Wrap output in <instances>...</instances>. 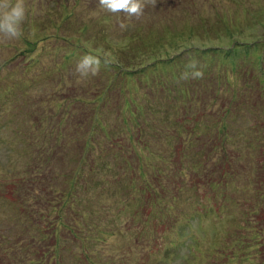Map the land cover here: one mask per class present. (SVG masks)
I'll return each mask as SVG.
<instances>
[{
  "label": "rangeland",
  "instance_id": "obj_1",
  "mask_svg": "<svg viewBox=\"0 0 264 264\" xmlns=\"http://www.w3.org/2000/svg\"><path fill=\"white\" fill-rule=\"evenodd\" d=\"M25 3L0 43V264H264V0ZM89 53L113 64L78 82Z\"/></svg>",
  "mask_w": 264,
  "mask_h": 264
},
{
  "label": "clouds",
  "instance_id": "obj_2",
  "mask_svg": "<svg viewBox=\"0 0 264 264\" xmlns=\"http://www.w3.org/2000/svg\"><path fill=\"white\" fill-rule=\"evenodd\" d=\"M156 0H98L99 8L112 13H123L128 20L133 18L140 20L146 7L155 6ZM28 8L25 0H0V43L9 40L19 39L23 36V24L27 19ZM121 28H126L124 22ZM113 64L111 57L104 55L86 54L82 56L75 66V74L78 82L87 80L90 77L98 76L102 68H108ZM192 71H185L181 74V79L201 78L203 73L198 69V62L190 60L186 66Z\"/></svg>",
  "mask_w": 264,
  "mask_h": 264
},
{
  "label": "trees",
  "instance_id": "obj_3",
  "mask_svg": "<svg viewBox=\"0 0 264 264\" xmlns=\"http://www.w3.org/2000/svg\"><path fill=\"white\" fill-rule=\"evenodd\" d=\"M172 63H174V61H171L168 64H163L161 66H156V67L151 66V64H149L150 66L149 65H144V66H142L143 69L142 68L132 69V68H129V67H125V68H121L120 70H118V72H121L120 75L123 78H125L126 83H128L130 81H133V79H135V77L139 79L140 76L146 75V72L150 75L153 71L154 72L156 70H160L161 71V69H163L162 67H166L168 65H171ZM161 74H163V73L152 74L151 76L148 77L149 82H153V80L158 79L161 76ZM153 76H154V78H153ZM137 106H139V104H137Z\"/></svg>",
  "mask_w": 264,
  "mask_h": 264
}]
</instances>
